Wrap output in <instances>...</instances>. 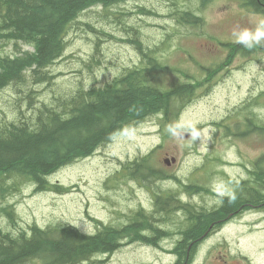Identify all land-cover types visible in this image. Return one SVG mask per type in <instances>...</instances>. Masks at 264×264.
Segmentation results:
<instances>
[{
	"label": "rangeland",
	"instance_id": "374dc122",
	"mask_svg": "<svg viewBox=\"0 0 264 264\" xmlns=\"http://www.w3.org/2000/svg\"><path fill=\"white\" fill-rule=\"evenodd\" d=\"M181 4L194 9L203 22L181 24L169 17L173 12L169 0L93 6L70 25L62 57L47 68L53 77L40 84L35 83L33 72L26 73L38 90L37 104L81 86L104 84L123 75L125 68L142 65V54L127 41L137 32L148 47L160 50L158 56L167 65L160 86L170 89L181 81H192L196 93L185 99L177 117L165 120L153 114L117 132L89 157L57 170L50 180L64 189L37 190L26 184L20 192L2 202L0 199V205L11 204L16 221L0 212V227L17 232L33 223L47 227L64 222L97 232L104 223L129 224V216L142 208L162 219L163 213H155L158 195L166 198L173 194L194 207L207 206L210 212L221 201L220 194L234 191L239 181L250 178V170L264 154V133L246 129L247 118L260 117L264 123V45L240 50L241 45L229 52L226 44L237 43L233 36L237 25L254 30L264 21V13L247 7L242 0H207L202 4L201 0H181ZM139 6L155 13L140 12ZM26 51L34 48L23 41L0 46L1 56ZM30 104L13 85L5 87L0 90V121L14 119L19 110L28 112ZM174 123L184 125L175 137L167 131ZM189 125L201 133L195 140ZM143 156L168 178L154 185L133 177L128 166ZM173 156L175 161L165 164L164 160ZM192 184L207 192L189 194L185 186ZM177 211L175 221L165 219L159 224L169 228L181 222L184 212ZM149 222L159 226L157 221ZM179 237L158 236L159 246L124 237L116 251L96 254L87 263L174 264L176 256L169 248ZM189 264H264V210L244 209L216 228L201 240Z\"/></svg>",
	"mask_w": 264,
	"mask_h": 264
},
{
	"label": "trees",
	"instance_id": "16d2710c",
	"mask_svg": "<svg viewBox=\"0 0 264 264\" xmlns=\"http://www.w3.org/2000/svg\"><path fill=\"white\" fill-rule=\"evenodd\" d=\"M127 1L0 0V46L23 41L34 47V51L23 54L21 51L17 55H0V90L13 85L20 98L31 102L28 112L19 110L14 119L0 121L1 202L20 192L26 184H33L37 190L64 189L50 180L57 170L89 157L117 132L139 124L153 114L158 113L165 120L177 117L185 102L196 93L192 81H181L170 89L160 86L167 65L158 56L160 50L148 47L136 32L138 35L129 36L127 41L142 54L141 66L125 68L123 75L101 85L81 86L70 94H56L51 101L39 100L38 104L34 101L38 90L26 79V73L33 72L35 83L40 84L53 77L47 68L62 57L69 27L80 14L93 6L109 8ZM169 1L173 8L169 17L181 24L200 25L203 22L194 9L182 7L181 0ZM202 1L207 0H201V4ZM242 2L264 13V0ZM139 7L145 14L155 13L147 6ZM226 47L229 52H234L242 46L227 42ZM94 58L98 59L97 54ZM247 121V132L264 133L260 117H250ZM148 163V156L130 162V174L154 185L168 178L162 169ZM255 163L250 178L237 183L235 201L230 202L228 195L220 194L221 201L210 212L207 206L194 207L172 194L166 198L157 196L155 213H163L164 218L159 219L142 208L129 216V224L104 223L97 232H86L64 222L47 227L33 223L17 232L0 227V264H84L96 254L116 251L124 237L159 246L156 237L173 235L180 236L169 248L176 256L174 264H189L201 240L216 228L244 209L264 210V154ZM185 187L189 194L207 192L199 185ZM177 210L184 212L181 222L169 228L159 224L165 219L175 221ZM0 212L16 223L10 203L0 205ZM149 219L157 221L159 226L155 227Z\"/></svg>",
	"mask_w": 264,
	"mask_h": 264
},
{
	"label": "clouds",
	"instance_id": "9594fccd",
	"mask_svg": "<svg viewBox=\"0 0 264 264\" xmlns=\"http://www.w3.org/2000/svg\"><path fill=\"white\" fill-rule=\"evenodd\" d=\"M233 36L236 38V42L243 45L244 48L248 50H252L257 46L264 45V21L259 23L254 30L248 28H240L239 25L233 30ZM184 127V125L180 123L169 124L167 126V131L172 136L178 135V129ZM191 129V137L193 140L198 138L201 133L194 126H188ZM229 196L230 202L235 201L236 193L234 191L225 193ZM223 195V194H222Z\"/></svg>",
	"mask_w": 264,
	"mask_h": 264
},
{
	"label": "water",
	"instance_id": "95a60500",
	"mask_svg": "<svg viewBox=\"0 0 264 264\" xmlns=\"http://www.w3.org/2000/svg\"><path fill=\"white\" fill-rule=\"evenodd\" d=\"M167 162H169V160H166ZM173 161H175V158H173Z\"/></svg>",
	"mask_w": 264,
	"mask_h": 264
},
{
	"label": "bare ground",
	"instance_id": "6f19581e",
	"mask_svg": "<svg viewBox=\"0 0 264 264\" xmlns=\"http://www.w3.org/2000/svg\"><path fill=\"white\" fill-rule=\"evenodd\" d=\"M21 226V225H20ZM15 228V227H14Z\"/></svg>",
	"mask_w": 264,
	"mask_h": 264
}]
</instances>
